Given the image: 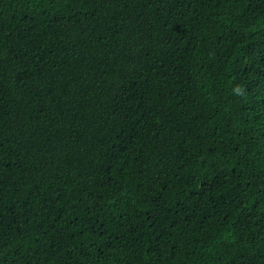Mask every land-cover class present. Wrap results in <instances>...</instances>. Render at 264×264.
I'll return each mask as SVG.
<instances>
[{
	"label": "trees",
	"instance_id": "trees-1",
	"mask_svg": "<svg viewBox=\"0 0 264 264\" xmlns=\"http://www.w3.org/2000/svg\"><path fill=\"white\" fill-rule=\"evenodd\" d=\"M0 264H264V0H0Z\"/></svg>",
	"mask_w": 264,
	"mask_h": 264
}]
</instances>
